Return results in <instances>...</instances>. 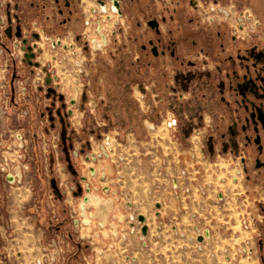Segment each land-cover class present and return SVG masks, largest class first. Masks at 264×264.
Listing matches in <instances>:
<instances>
[{"label":"rangeland","instance_id":"obj_1","mask_svg":"<svg viewBox=\"0 0 264 264\" xmlns=\"http://www.w3.org/2000/svg\"><path fill=\"white\" fill-rule=\"evenodd\" d=\"M263 3L264 0H256L255 10L260 12ZM96 5L95 1H89L84 4V10L90 13V7ZM131 6L133 10V4ZM234 7L239 9L242 3H236ZM229 8L233 9V12L237 10ZM205 11L204 17L208 16V9L202 7L201 12ZM184 13L185 9L180 8V20L183 19ZM97 17L102 22L100 16ZM122 21L124 26H128L124 18ZM123 25H117L116 29L124 34ZM73 26L81 28L82 19H75ZM108 26L112 27L114 24ZM67 35L62 34L65 42H68ZM188 36H184L187 46L191 51L197 49L189 44ZM80 42L76 41V46H81ZM124 42L126 41L123 40L122 43ZM40 43L45 45L43 41ZM84 47L82 46L83 71L75 76L67 75L79 68L72 62V58L68 57L71 61L57 64V71L64 78L62 77L56 92L48 90L49 95L40 97L39 102L30 99L24 103L15 97L9 113H0V264H38L37 260L41 258H44L47 264L49 260L52 262L51 258L57 254L55 264L118 263L116 254L118 256L122 253L124 245L121 246L118 240L104 238L101 233L96 235L100 230L107 235L112 231L111 223L117 220L106 216L108 222L106 217L103 218L107 214L110 201L105 199L106 195L100 190L102 183L96 179L97 174L91 176L90 166L96 167L100 174H110L107 183L116 181L122 189L132 191L131 199L141 206L140 211L146 215L150 225L151 252L156 264H184L186 259L189 264H224L228 260L230 264H264L258 249V240L264 236V213L261 211V207H264V174L251 167L250 179L244 175L237 181L231 178L226 183L221 182L224 172H217L213 164L225 159L218 154H212L210 151L207 156L192 155L188 145L174 140L159 116L155 119L157 130L144 132L142 119L146 116L143 117L138 112L133 124L119 103L124 97L122 91H126L129 97L132 86L139 80H145L141 74L136 75V71L148 77L146 69L137 66L136 60L143 57L138 47L123 44L105 56H99V51L90 49L87 44H84ZM47 54L46 52L41 60H44V57L47 59ZM49 57L41 63H53L52 57ZM99 58L102 63L98 65ZM121 58H124L122 66L110 65L117 64ZM131 67L135 69V76L130 71ZM152 67L158 70L161 63H152ZM204 67L206 68V65L202 66L203 69H196L203 71ZM39 69L43 79L42 68ZM185 69L186 67L177 68L175 73H172L168 68L161 72L163 74L160 76H164L165 83L170 79L174 81L170 90L188 89L192 96L190 101L179 102L181 105L177 103L179 110L175 111L165 104L163 110L169 108L177 112L181 115V123L192 121L193 129L194 118L201 122L203 115H208L209 112L217 117L221 109L210 103L203 82L205 77L196 75L186 83L176 76L177 70ZM2 70L0 69V78L4 81H0V92L18 89L19 84L16 83L14 75L5 68L3 77ZM38 74L37 72L36 77ZM8 76L12 80L10 84L5 83ZM92 76L96 77L99 83L95 85V92L92 90ZM104 77L111 82V94L115 93L116 97L109 96L111 101L108 105H101V99L99 107L97 95L102 91L99 88L102 85L100 78ZM122 82H125L123 86ZM120 88L121 95H118L116 90ZM84 91L87 97L83 96ZM59 93L64 94V97L60 98ZM202 93L205 94L204 97L199 95ZM70 96L77 98L72 116L67 113L69 108H73ZM197 101H200L201 105L196 112L190 114L183 111H188V107L195 105ZM184 104L186 105L182 106ZM27 106L31 111L24 115L23 111L27 110ZM158 113L159 110H156L154 114ZM102 114L112 115V119L109 117L111 120H108ZM150 118L154 120L155 117ZM229 119L234 123L231 114ZM126 121L131 127L125 124ZM216 121L220 120L215 118L204 141L205 145L208 141L211 148L221 140L219 134L227 130L226 127H219ZM62 125L68 134L64 146L61 145L59 134ZM132 129L138 133L137 136L133 134ZM106 134L111 136L113 142L118 141L120 146L114 147L115 151L110 158L102 157L97 162L87 160L86 154L100 152V144L105 141ZM222 146L224 148L219 150L225 155L229 147L237 149L240 144L237 138L230 137L222 139ZM214 147L216 148V145ZM241 147L243 149L244 145ZM239 151L235 150V153ZM120 155L125 157L123 161L120 160ZM172 164H176L177 171L172 172ZM222 166L220 165V168ZM181 169H186L188 178H182L179 174ZM9 174L16 176L14 182H9ZM168 174L180 176L181 190L174 192L173 182ZM81 175H90L92 185L99 187L98 191H85ZM211 181L215 184L213 188L206 185ZM201 184L204 185L205 191H201ZM186 186L192 188V191L185 189ZM218 186L224 189L222 199L218 197ZM179 193L180 198L177 197ZM89 194L94 195L93 199L91 202H84V197ZM124 195L123 190L122 203L119 201L116 204H120L122 210L118 215L126 221ZM157 201L161 203L160 208L156 206ZM100 222H106V225L99 226ZM126 222L118 228L123 225L124 229ZM161 223L162 231L158 228ZM198 223L212 231L211 239L206 240L202 249L190 238L195 236ZM175 230L184 232L185 237L176 235ZM120 232L129 233L127 229ZM158 234L163 238L160 239ZM54 239L55 245L52 242ZM184 245H187V248H184Z\"/></svg>","mask_w":264,"mask_h":264},{"label":"flooded vegetation","instance_id":"obj_2","mask_svg":"<svg viewBox=\"0 0 264 264\" xmlns=\"http://www.w3.org/2000/svg\"><path fill=\"white\" fill-rule=\"evenodd\" d=\"M89 1L101 5L112 4L119 11L122 15L121 26L123 18L128 23L123 28L129 45L138 47L143 55L136 60L138 66L150 70L154 69L152 63L159 62L161 67L156 71L161 72L169 67L173 70L186 67L188 70H177L176 73L186 83L196 75L205 77L203 82L209 101L221 109L217 117L209 112L213 124L216 118L220 120L216 121L219 127L227 128L225 133L219 134L221 143L223 138H237L244 145L241 151L246 157L247 178H251V167L264 174V123L259 118L264 117V3L258 12L254 8L256 0H6L1 9L3 15L0 21L6 23L7 27L11 25L12 35H15L18 24L22 34L24 30H29L33 36L39 35L37 28H43L51 35L77 34L73 22L80 18L84 26V4ZM236 3H242L241 8L256 20V27L251 34L242 32L237 36L233 32L236 12H228L225 20H208L207 16L204 17L206 11L201 12L202 7L213 11L217 6L235 8ZM180 8L185 9L182 20L178 17ZM87 17L85 33L92 37L95 36L96 28L91 15ZM103 20L102 30L109 35L106 30L113 20L111 17H104ZM150 21L153 23L150 24ZM184 36H188L189 44L197 49L191 51ZM96 39L99 42L93 45L102 48L105 42L100 37ZM121 41H115L117 49L122 45ZM39 45L42 46L41 43ZM43 54L39 56L40 59ZM204 65L205 70L197 71L196 68ZM199 95L205 96L203 93ZM229 114L233 116L234 123L230 122ZM67 135L62 125V146L66 143ZM214 146L211 148L207 141L209 153H216ZM257 159L261 163L259 167L256 166ZM261 211L264 213V207H261ZM258 249L264 263V236L258 240Z\"/></svg>","mask_w":264,"mask_h":264},{"label":"built area","instance_id":"obj_3","mask_svg":"<svg viewBox=\"0 0 264 264\" xmlns=\"http://www.w3.org/2000/svg\"><path fill=\"white\" fill-rule=\"evenodd\" d=\"M6 0H0V17H2L1 9L4 5ZM211 9H213L211 7ZM233 11L228 9H224V7L217 6L216 10L210 11L208 9V20H213V19H218V20H225L228 15V12ZM88 15H91V19L94 20V26H95V36L90 37L85 33V28L88 24ZM235 22L233 24V32L239 36L242 32L243 33H249L251 34L254 32V29L256 27V20L253 19V16L251 14H248L246 10L243 8L236 10L235 14ZM100 16L101 21L98 20V17ZM121 14L119 11L114 7L112 4H105L101 5L100 3L97 4L96 6H91L90 7V13L85 12V19H84V27L83 29L75 34L71 33L67 35V38L70 37L69 42H65L64 39L62 38L61 34H47L43 28L36 29L38 32V37H34L29 30H24V33L22 34V37H16L15 35H12V37H8L5 34V29H6V23H2L0 21V69L2 70V74L4 77V69L6 68L11 74L14 75V78L17 79L16 83L19 84L18 89L12 88L10 91H2L0 92V113H9V110L11 109V105L13 103V100L15 101V97H17L18 101L20 102H27V100L30 99H35L38 102L41 100V98H44L45 95H49L50 91L56 92L58 88L61 85V80L62 77L64 76L60 75L57 71V64H61L67 56L70 55H77L79 52L81 53L80 55V67L75 70L74 73L69 72L67 75L75 76L79 74L82 70V63L84 62L83 60V54L84 51L82 50V46L84 47V44H87V46L90 47V49H93L95 51H99L98 53L100 55H107L109 51H115L117 50L115 41L119 42L120 41V32L117 31V25H121ZM106 17H111L113 20L112 23L114 26L109 27L106 32H109V35L105 34V31L102 30V25L104 24L103 18ZM111 23V24H112ZM247 30V31H246ZM43 33V34H41ZM13 34V33H12ZM101 38L102 41L105 42V45L102 48H95L94 47V40L95 38ZM26 39L27 42L24 43L23 40ZM45 40V45L40 46L38 44L39 41ZM83 40V42H80ZM80 42L81 46L75 44ZM28 46L32 47V52L34 53V57L32 58V63H29L26 57V53L29 52L27 49ZM86 48V46L84 47ZM95 48V49H94ZM60 51H56V50ZM47 52L49 56L52 57L53 63H46L42 64L41 59L39 56L43 53ZM8 56V57H7ZM50 57H48L49 59ZM9 60L11 62L9 63ZM47 60V59H46ZM45 61V60H44ZM56 62V63H55ZM37 63V64H36ZM5 66V68H3ZM42 68L43 72V79L40 77V72ZM37 72L39 73L38 76L36 77ZM7 74V73H6ZM66 75V76H67ZM69 76V77H71ZM5 83H11V79L6 77ZM0 81H4L3 78H0ZM21 84V85H20ZM89 84V82H88ZM84 88L85 89V84ZM171 85H174L173 80H168L167 81V88L166 91L168 95H174L175 99L179 102L182 101H189L191 98V93L187 89H171ZM7 88H9L7 86ZM4 89V88H3ZM11 89V86H10ZM14 89V90H13ZM47 89V90H46ZM49 90V92H48ZM134 96L135 99L140 107V109L144 112L146 115L143 124L145 127L146 132L149 131H156L157 130V124L155 123V120H151L150 118V105H149V97H151L152 104L153 106L159 107L165 102V97L166 95L164 93H160L155 91L154 86L151 82L145 81V80H139L134 84ZM83 96H88L86 95V92H82ZM60 98L64 97V94L59 93ZM75 100V103H72V100ZM71 105H73L72 109H68L67 113L69 116L74 115V105L77 104V98L74 96L69 97ZM44 108L45 107V103ZM23 110V109H22ZM31 110L28 109L23 111V114L26 115L29 113ZM92 114H94L93 111H91ZM159 117L161 118V123L164 124L165 128L170 132V135L174 138L176 141H183L181 137L179 136L180 132V126H181V119L180 117L176 114L175 111L171 109H165L164 111L159 110L158 113ZM206 114L203 115L201 118V122L198 121L197 118H194V127L190 134L186 137V146L188 145L192 151V155L194 156H207L208 148L207 145H205L204 141L211 130L213 126V118L210 116H205ZM94 116V115H93ZM95 117V116H94ZM152 124V126H150ZM61 129V128H60ZM76 130V129H75ZM60 134V133H59ZM199 135L200 140L197 145H195L194 140L192 139L193 135ZM59 137V135H58ZM179 143V142H178ZM119 147L120 143L113 142L111 136L109 134L105 135V141L100 144V152L94 153L91 152V155L86 154L85 157L87 160H92L94 162H97L100 158L106 157L110 158L112 156V153H114L115 149L114 147ZM110 150V152L108 151ZM77 151H74V154L76 155ZM226 154L223 155L224 153H221L219 151H216L215 154H218L221 158H224L225 160H221L217 163H214L213 165H223V168L225 169L226 177L222 178V181L224 179L232 178L234 181H237V179H241L244 175L247 177L246 174V157L245 154L242 151H239L238 153H235L233 150H229L225 152ZM222 154V155H221ZM120 160L123 161L125 159L124 156L120 155ZM172 172L177 171L176 170V164H172L171 166ZM90 174L92 177H94L96 174V179L100 180L101 184V192L102 194L106 195V200L110 201L108 204L107 208V214L103 217L105 218L108 216L109 218L111 217L114 221V223H111V232H109L107 235L104 234L100 230V232H96V235L98 233H101V235H104V238H111L112 240L115 239L116 241L118 240L120 245H124V248L122 250V253H120L118 256L116 254V258H120L119 264H156V259L150 252V225L147 222L146 215L142 213L141 206L137 203L134 202L131 199L132 196V191L127 190V189H122L121 186H119L118 182H108L107 183V173H101L99 172L98 169L94 166H90ZM182 178L186 179L188 178L186 169H181L179 173ZM169 175V179L173 182V190L174 192H178L181 190V185H180V176H175V175ZM9 182H14L16 180V176H12L9 174ZM90 176V175H89ZM86 175H81V180L84 182V188L85 191L87 192H94L98 191L99 187H94L91 182V178ZM207 186L209 187H214L213 183L207 182ZM201 191H205L204 185H199ZM115 187V189H113ZM211 188V189H212ZM71 189H73V186H71ZM185 189L188 191H192V188L189 186H186ZM210 189V190H211ZM125 191L124 199H125V212L127 215H125L126 221H123L121 218V215H118L119 212H122L121 210V205H117L116 202L121 201L122 203V191ZM209 190V191H210ZM218 191V197L219 199H222L224 196V189H217ZM76 192H74L75 194ZM108 194V195H107ZM178 198L181 197V194L179 193L177 195ZM84 201H87V196L84 197ZM159 203V208L161 207L160 202H156V204ZM202 207V206H201ZM112 214V215H111ZM144 215L145 220L141 221L139 220V215ZM158 215L160 214V211L157 213ZM92 216V215H91ZM108 217L105 218L106 221H108ZM254 218V217H253ZM88 219L85 220L84 222L87 223ZM104 222V219H103ZM109 222V221H108ZM123 222H126V226H124V229H122L123 225H121L120 229L118 226L122 224ZM78 223V222H77ZM76 223V224H77ZM160 224V223H159ZM104 227L106 225L105 223H99V226ZM128 225V228H127ZM143 225H147V233L144 234L142 231ZM162 223L160 226H158L159 230L162 231ZM128 230L129 233H123L120 232V230ZM196 233L194 237H190L191 241L196 243L198 245L199 249H202L203 244L206 242V240L211 239L212 237V231L210 228H204L198 223L196 224ZM175 234L178 236L185 237L184 232H180L178 230H175ZM159 238L162 239L163 236L158 234ZM199 237H202L199 239ZM159 239V240H160ZM53 244H56V240L54 239ZM118 243V242H117ZM184 248H187V245H184ZM241 250V249H240ZM252 250V249H251ZM245 251V250H244ZM253 251V250H252ZM58 255V254H57ZM57 255H54L51 258L52 262H47V264H55L57 260ZM185 257V256H184ZM38 264H45L44 258L38 259ZM184 264H189L187 262V259L184 260ZM224 264H230L229 260L228 262Z\"/></svg>","mask_w":264,"mask_h":264},{"label":"crops","instance_id":"obj_4","mask_svg":"<svg viewBox=\"0 0 264 264\" xmlns=\"http://www.w3.org/2000/svg\"><path fill=\"white\" fill-rule=\"evenodd\" d=\"M127 22H128V20H127ZM82 27H84V26H82ZM80 30V28H78V27H74V31L76 32V33H79L78 31ZM127 34L125 33V34H123V32L120 34V40H125L126 42H124V43H122V41H121V44L123 45L124 44V46L125 45H129V41L127 40V36H126ZM67 40H68V42H69V40H70V37H68L67 38ZM45 42V41H44ZM46 43V42H45ZM130 46V45H129ZM79 54H81V53H79ZM79 54L78 55H68L67 57H69V58H75V57H77V56H79ZM46 55V52H44V54H43V56H45ZM47 56L49 57V54H47ZM46 56V57H47ZM45 58V57H44ZM48 59V58H47ZM45 60H46V58H45ZM136 66V65H135ZM138 66V65H137ZM132 68V70L130 69V71H132V74H134V76H135V69L133 68V67H131ZM136 68H138V67H136ZM139 68H144V70L146 69V71H147V74H148V77H145L140 71H139V73L136 71V75H138V74H141L140 76H142L143 77V79H145L146 81H148V82H151L152 84H153V86H154V89H155V91H157V92H160V93H164L165 95H166V97H165V102L161 105V106H159V107H156V106H153V104H152V100H151V97H149V105H150V110H151V113H150V116H153V117H155L154 118V120L155 119H158V116L159 115H157V114H154L155 113V111L156 110H162V111H164L163 110V106H165L164 104L166 103V101L168 100V99H173V95H168L167 94V92H165L166 91V88H167V81H166V83H165V79H164V76L163 75H161L160 76V74H163V73H161V71H156V70H154V69H148V68H146V67H143V66H139ZM170 68V72H172V73H175V71L176 70H173V68H171V67H169ZM175 69V68H174ZM102 79L100 78V83L101 84H103V80L101 81ZM133 88H134V86H132V89H131V96L132 97H134V91H133ZM181 89H184V88H181ZM102 94H103V96H102ZM105 95V93L103 92V91H99V93H98V95H97V99H98V101H99V107H100V100L102 99L103 101H101V105H105L106 104V96H104ZM175 99V98H174ZM138 106V105H137ZM162 107V108H161ZM139 108V107H138ZM184 112H186V113H189L188 111H185V110H183ZM181 113V112H180ZM176 114L180 117V119H181V115H179L177 112H176ZM205 114H207V113H205ZM43 115V114H42ZM103 115V114H102ZM187 116H188V114H186ZM146 116V115H145ZM205 116H207V115H205ZM208 116H210L211 118H212V116L210 115V114H208ZM103 117L104 118H107L108 120H111L112 119V115H103ZM109 117L111 118V119H109ZM125 124L126 125H128V127H131L130 126V123L128 124V122L126 121L125 122ZM142 130L144 131V132H146V130H145V128H144V126H143V119H142ZM132 132H133V134L135 135V136H137L138 135V133L135 131V130H133L132 129ZM183 142V141H182ZM239 144H240V147L239 148H233V147H229L228 149H227V151L228 150H230V149H235V150H243L242 149V144L239 142ZM216 145V151H218L219 150V148H224L223 146H222V143H221V140L218 142V143H216L215 144ZM226 151V152H227ZM150 252H151V245H150ZM151 254H152V252H151ZM153 255V254H152ZM117 259V258H116ZM119 261H120V258H118V260H117V264H119Z\"/></svg>","mask_w":264,"mask_h":264},{"label":"trees","instance_id":"obj_5","mask_svg":"<svg viewBox=\"0 0 264 264\" xmlns=\"http://www.w3.org/2000/svg\"><path fill=\"white\" fill-rule=\"evenodd\" d=\"M101 56V55H99ZM102 58V57H101ZM122 58L119 60L120 62H117V64H110L112 65L113 67H115V65H119V66H122L123 65V61H124V58L123 60ZM102 63L101 62V59L99 58V62H98V65ZM101 73V72H100ZM93 77V85H92V90L95 92V85L98 83L96 80V77L92 76ZM103 79V84L100 85V89H102V91L105 93L106 95V104L108 105L111 101V97L109 98V96H113V97H116V94L113 93L111 94V82L107 81L106 77L102 78ZM99 84V83H98ZM123 84H125V82L123 83L122 82V86ZM120 86V85H118ZM117 94L118 95H121V88L116 90ZM123 92V99H120L119 100V103L122 104V109L125 111L126 115L128 116V118L130 119V121H132V123L134 124L135 123V120H136V116L138 114V112L144 117L145 114L140 110V108H138V104H137V101L134 97H132L131 95L128 97V93H126V91H122ZM136 102V103H135ZM178 104L181 105V103H179V101L177 100H174V99H168L165 103V105L167 107H171L172 109H174L175 111L176 110H179V107H178ZM136 104V105H135ZM186 104L182 105V106H185ZM200 101H197L195 105H192V106H189L188 107V112L190 114H193L194 112H196V110L200 107ZM192 131V121L190 120H187L185 122H182L181 123V126H180V132H179V136L181 137V139L186 142V137L190 134V132Z\"/></svg>","mask_w":264,"mask_h":264},{"label":"water","instance_id":"obj_6","mask_svg":"<svg viewBox=\"0 0 264 264\" xmlns=\"http://www.w3.org/2000/svg\"><path fill=\"white\" fill-rule=\"evenodd\" d=\"M149 23L152 24L153 21H150ZM5 32L7 33V35H8L9 37H12V27H11V25H10L9 27H7V29L5 30ZM15 35H16L17 37H22V29H21L20 24H18V25L16 26V32H15ZM34 36L38 37V35H36V34H34ZM23 42L26 43L27 40L24 39ZM27 49L29 50V52L26 53L27 60H28L29 63H32V58L34 57V53L31 51V50H32V47H31V46H28ZM36 64H37V63H36ZM75 102H76V101L73 99V100H72V103H75ZM259 118H261V119H262V122L264 123V117L262 118V117L260 116ZM255 141L258 142L259 139L256 138ZM263 164H264V163H263ZM260 165H261V163H260L259 159H257L256 166L259 167ZM156 206L159 207V206H160L159 203H157ZM139 220L144 221V220H145L144 215H142V214L139 215ZM142 231H143L144 234L147 233V225H143V227H142ZM201 238H202V237H199V239H201Z\"/></svg>","mask_w":264,"mask_h":264},{"label":"bare ground","instance_id":"obj_7","mask_svg":"<svg viewBox=\"0 0 264 264\" xmlns=\"http://www.w3.org/2000/svg\"><path fill=\"white\" fill-rule=\"evenodd\" d=\"M94 42H99V40L95 38ZM94 47H95V46H94ZM95 48H97V47H95ZM95 48H94V49H95ZM79 53H80V52H79ZM79 53H78V54H79ZM78 54H77V55H78ZM80 55H81V54H79V56H77V59H71L72 62H73L77 67H80V63H81V62H80ZM66 60H67V61H71L70 59L68 60V57H67L64 61H66ZM64 61H63V62H64ZM63 62H62V63H63ZM55 63H56V62H55ZM62 63H61V64H62ZM71 64H72V63H71ZM70 66H71V65H70ZM56 68H57V67H56ZM150 126H152V124H150ZM192 139L194 140L195 145H197V143H199L200 136L194 134L193 137H192ZM214 168H215V165H214ZM220 170H222V172H224V175L222 176V178L226 177V173H227V172L225 171V169L223 168V166H222V168H220V165H216V171L218 172V171H220ZM228 179H231V178L228 177L227 179H224L223 182L226 183ZM237 180H239V179H237ZM211 183H213V185L215 186L214 182L211 181ZM218 188H219V186H218ZM95 194H96V193H95ZM93 197H94L93 194H89V195H87V200H89V202H91V200L93 199ZM81 201H82V200H81ZM84 202H85V201H84ZM88 209H89V208H88ZM87 213H88V212H87Z\"/></svg>","mask_w":264,"mask_h":264}]
</instances>
